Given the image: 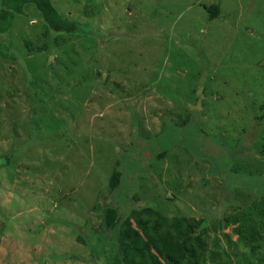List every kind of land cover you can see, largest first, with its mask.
I'll return each instance as SVG.
<instances>
[{"label":"rangeland","instance_id":"rangeland-1","mask_svg":"<svg viewBox=\"0 0 264 264\" xmlns=\"http://www.w3.org/2000/svg\"><path fill=\"white\" fill-rule=\"evenodd\" d=\"M53 3L75 33L0 18V264H104L99 203L204 219L206 264H264L224 222L264 185V0Z\"/></svg>","mask_w":264,"mask_h":264},{"label":"trees","instance_id":"trees-1","mask_svg":"<svg viewBox=\"0 0 264 264\" xmlns=\"http://www.w3.org/2000/svg\"><path fill=\"white\" fill-rule=\"evenodd\" d=\"M27 4L37 7L44 23L52 31L68 35L75 33V23L59 13L53 0H1L0 18L6 21L15 14H23ZM205 9L210 20L220 17V6H205ZM6 30L4 28L2 32ZM120 182V174L115 173L111 187H118ZM253 204L227 216L224 222L226 226L237 225L234 231L240 239L248 240L251 249L255 251L264 244V185ZM132 205L129 203L124 208V216L114 208H110L105 215L100 203L95 207L101 227L95 224L86 229L81 228L84 229L81 231L84 234H81L86 235L87 243L93 247L92 254L95 255H92V259L100 258L104 264H206V220L168 218L151 207L138 208ZM105 225L116 238L117 246L110 252L99 246ZM95 239H98L96 243Z\"/></svg>","mask_w":264,"mask_h":264}]
</instances>
